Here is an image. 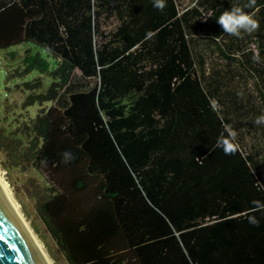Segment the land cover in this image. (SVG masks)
I'll use <instances>...</instances> for the list:
<instances>
[{"label":"trees","instance_id":"trees-1","mask_svg":"<svg viewBox=\"0 0 264 264\" xmlns=\"http://www.w3.org/2000/svg\"><path fill=\"white\" fill-rule=\"evenodd\" d=\"M165 2L0 0L2 162L69 264H264V0Z\"/></svg>","mask_w":264,"mask_h":264},{"label":"water","instance_id":"water-1","mask_svg":"<svg viewBox=\"0 0 264 264\" xmlns=\"http://www.w3.org/2000/svg\"><path fill=\"white\" fill-rule=\"evenodd\" d=\"M0 264H58L46 253L0 169Z\"/></svg>","mask_w":264,"mask_h":264},{"label":"rangeland","instance_id":"rangeland-1","mask_svg":"<svg viewBox=\"0 0 264 264\" xmlns=\"http://www.w3.org/2000/svg\"><path fill=\"white\" fill-rule=\"evenodd\" d=\"M3 58V56H0V84L3 88V93L5 95L6 92H9L8 96L10 100L20 101V93L18 92V88H15V84L17 83V81H19V79H13L7 82V76L5 73V71L10 72L9 70L13 68L14 65H6L5 60ZM51 61L52 65H54V60L51 59ZM36 74H39V72L33 71L26 77V79H30ZM49 82L50 79L47 78L46 84H48ZM0 169L2 171L3 179L11 183L15 197L19 201L24 213L26 214L32 229L42 240L44 247L46 248L48 253L58 262V264H69L66 261L64 253L60 250L59 246L57 245L55 238L52 236L51 232L48 230L45 223L36 211L34 199L29 194L27 189V183L25 182L29 174L25 175L20 173L18 174L17 172H12L11 175L9 170L3 164L1 156Z\"/></svg>","mask_w":264,"mask_h":264},{"label":"clouds","instance_id":"clouds-1","mask_svg":"<svg viewBox=\"0 0 264 264\" xmlns=\"http://www.w3.org/2000/svg\"><path fill=\"white\" fill-rule=\"evenodd\" d=\"M256 6V0H248L245 7L252 8ZM153 7L159 11H163L166 7L165 0H153ZM210 16V15H209ZM208 16V17H209ZM205 19L207 17H204ZM223 28L224 32L228 35L236 37L241 36V32L251 34L259 29V21L254 19L252 15L246 13L241 7L235 6L231 10L224 11L217 21ZM254 62H260L259 53L253 55ZM253 123L255 125H264V115L258 116ZM227 137L221 133L220 138L217 140V147L222 148L225 155H234L238 151V144L234 143L236 139V132L231 129H226ZM64 161L67 163L73 159L70 152L63 153ZM256 210H264V203L259 200L252 201ZM248 222L254 226H259V220L255 216H249Z\"/></svg>","mask_w":264,"mask_h":264},{"label":"bare ground","instance_id":"bare-ground-1","mask_svg":"<svg viewBox=\"0 0 264 264\" xmlns=\"http://www.w3.org/2000/svg\"><path fill=\"white\" fill-rule=\"evenodd\" d=\"M34 231V230H33ZM35 233V232H34ZM35 235H36V237H37V239H38V241H39V243H40V245H41V247H42V249L46 252V253H48V251L46 250V248L44 247V244H43V242H42V240L39 238V236L35 233ZM49 254V253H48Z\"/></svg>","mask_w":264,"mask_h":264},{"label":"snow or ice","instance_id":"snow-or-ice-1","mask_svg":"<svg viewBox=\"0 0 264 264\" xmlns=\"http://www.w3.org/2000/svg\"><path fill=\"white\" fill-rule=\"evenodd\" d=\"M0 239H2V238H0Z\"/></svg>","mask_w":264,"mask_h":264}]
</instances>
